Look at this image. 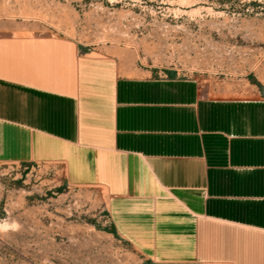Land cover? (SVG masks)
Listing matches in <instances>:
<instances>
[{
  "label": "crops",
  "instance_id": "crops-1",
  "mask_svg": "<svg viewBox=\"0 0 264 264\" xmlns=\"http://www.w3.org/2000/svg\"><path fill=\"white\" fill-rule=\"evenodd\" d=\"M0 162L102 190L142 264H264V93L205 94L71 36L0 33Z\"/></svg>",
  "mask_w": 264,
  "mask_h": 264
},
{
  "label": "rangeland",
  "instance_id": "rangeland-1",
  "mask_svg": "<svg viewBox=\"0 0 264 264\" xmlns=\"http://www.w3.org/2000/svg\"><path fill=\"white\" fill-rule=\"evenodd\" d=\"M59 34L202 93H264V0H0V33ZM104 192L52 165L0 162V264H142L108 230Z\"/></svg>",
  "mask_w": 264,
  "mask_h": 264
}]
</instances>
